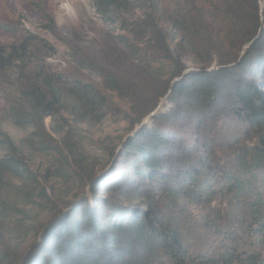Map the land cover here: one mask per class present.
I'll return each instance as SVG.
<instances>
[{"label":"trees","instance_id":"obj_1","mask_svg":"<svg viewBox=\"0 0 264 264\" xmlns=\"http://www.w3.org/2000/svg\"><path fill=\"white\" fill-rule=\"evenodd\" d=\"M158 1L95 0L104 22L126 23L121 32L102 37L100 60L75 59L127 102L133 127L168 94L171 105L113 146L99 178L98 167L83 166L94 199L58 208L55 223L43 226L24 253L0 248V264H21L24 256L23 264H153L161 255L175 264H234V252L194 254L185 236L187 208L218 195L230 204L240 201L253 226L264 230V200L243 175H230L212 136L230 116L248 125L258 141L239 149L237 165L242 173L264 169V4L177 0L163 11ZM130 6L139 14L126 20ZM0 30L15 27L0 23ZM28 41L0 43V74L18 61L32 62ZM71 95L82 120H102L113 109L107 93L91 81L71 88ZM64 97L57 80L40 70L6 104L2 119L35 129L43 149L58 151L45 119L68 105ZM53 132L77 152L73 130ZM6 174L36 181L25 152L0 123V179ZM252 193L254 199H243ZM241 257V264H264L260 254Z\"/></svg>","mask_w":264,"mask_h":264},{"label":"rangeland","instance_id":"obj_2","mask_svg":"<svg viewBox=\"0 0 264 264\" xmlns=\"http://www.w3.org/2000/svg\"><path fill=\"white\" fill-rule=\"evenodd\" d=\"M175 1L158 2L164 11ZM94 2L0 0V23L15 27L13 32L0 30V43L11 45L28 39L29 48L35 54L31 63L18 61L13 68L0 74V123L25 152L28 165L36 178L33 181L6 174L0 179V248L17 252L13 254L24 253L39 239L38 231L54 219L58 208L67 210L72 202L79 199H94L83 166L91 169L98 167V170L104 168L102 165L108 162L113 146L119 144L121 138L124 139L136 127L131 126L129 121L127 102L116 93L104 89L101 78L94 71L84 69L76 62V54L79 58L100 60L102 37L108 31L121 32L120 26L126 23L104 22ZM138 2L135 1L136 4ZM260 2L264 4L262 0ZM132 8L128 7L129 13L124 17L126 20L135 18L132 15L134 12L139 14V11ZM189 65L193 66L192 63ZM40 70L57 80L64 91V98L69 102L55 116L45 119L46 128L53 137L50 143L59 141L58 151L51 146L52 149H43L35 129L16 128L2 119L6 104L23 85L35 80ZM90 81L107 93L113 108L99 121H85L74 113L76 108L73 107L71 88ZM168 105L171 102L166 99L161 110ZM54 128L63 129L64 132L67 129L73 130L77 152L69 150L60 135L53 132ZM256 134L248 125L231 116L221 121L219 128L212 132L220 144L219 156L226 170L230 175H243L264 200V169L242 173L236 162L242 146L258 141ZM256 196L257 193H252L243 199H254ZM241 204L240 201L238 205L230 204L221 195L212 203H192L184 214L189 220L190 229L185 232V236H189L190 251L196 255L210 256L234 252V264H241V256L246 253L260 254L264 258V230L258 229V225L253 226V220H250ZM173 263L166 255H161L160 259L153 262Z\"/></svg>","mask_w":264,"mask_h":264},{"label":"water","instance_id":"obj_3","mask_svg":"<svg viewBox=\"0 0 264 264\" xmlns=\"http://www.w3.org/2000/svg\"><path fill=\"white\" fill-rule=\"evenodd\" d=\"M260 3H261V2H260ZM261 5L263 6L262 3H261ZM247 47H248V44L244 46V48H243V50H242V54L246 51ZM168 96H169V94L163 98V100L159 103V105L157 106V108H156L154 111H152L150 114H148V115L142 120V122H140L139 124L136 125L135 129H134L131 133H129V134L124 138V140L127 139L129 136L133 135V134H134V133H135V132H136V131L142 126V125L151 122V121L153 120V118H154L156 115H158V114L162 111V110H161V109H162V106L164 105V102L166 101V99H168ZM108 168H109V166H105L104 168H102L101 170H99V171H98V174L96 175V178H95V179L99 178L102 174H104V172L107 171ZM56 220H57V219H52L49 223L46 224L45 227H47V226H49V225L55 223ZM25 255H26V254H25ZM24 257H25V256H24ZM24 257H23L22 260H21V264H23V259H24Z\"/></svg>","mask_w":264,"mask_h":264}]
</instances>
